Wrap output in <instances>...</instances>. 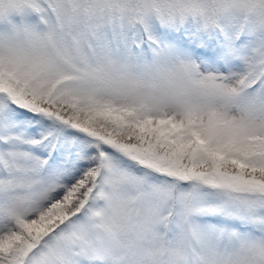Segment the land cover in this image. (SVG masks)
Instances as JSON below:
<instances>
[{"label": "snow or ice", "instance_id": "obj_1", "mask_svg": "<svg viewBox=\"0 0 264 264\" xmlns=\"http://www.w3.org/2000/svg\"><path fill=\"white\" fill-rule=\"evenodd\" d=\"M0 264H264V0H0Z\"/></svg>", "mask_w": 264, "mask_h": 264}, {"label": "clouds", "instance_id": "obj_2", "mask_svg": "<svg viewBox=\"0 0 264 264\" xmlns=\"http://www.w3.org/2000/svg\"><path fill=\"white\" fill-rule=\"evenodd\" d=\"M118 89L124 90L128 93L140 95L146 98L150 103L156 104H172L169 97V90L163 84H150L138 79H122L115 85Z\"/></svg>", "mask_w": 264, "mask_h": 264}]
</instances>
